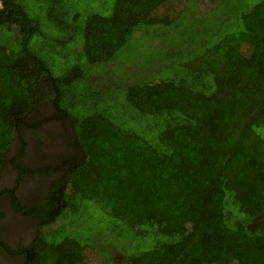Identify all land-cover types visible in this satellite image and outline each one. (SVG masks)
Instances as JSON below:
<instances>
[{
	"label": "trees",
	"instance_id": "obj_1",
	"mask_svg": "<svg viewBox=\"0 0 264 264\" xmlns=\"http://www.w3.org/2000/svg\"><path fill=\"white\" fill-rule=\"evenodd\" d=\"M148 27L153 76L92 72ZM16 136L17 186L43 178L32 208L0 193L40 223L0 246L22 264H264V0H0L4 168Z\"/></svg>",
	"mask_w": 264,
	"mask_h": 264
},
{
	"label": "rangeland",
	"instance_id": "obj_2",
	"mask_svg": "<svg viewBox=\"0 0 264 264\" xmlns=\"http://www.w3.org/2000/svg\"><path fill=\"white\" fill-rule=\"evenodd\" d=\"M244 3H248V1H245ZM234 5H237V7L235 8H240V3L239 4L234 3ZM231 19L234 20L235 16H232ZM194 27L195 26L190 24L187 20H182L181 24H179L177 28L179 30L177 36H182V37L192 36ZM200 29L204 31L202 27H199L198 32ZM161 32L162 34L160 35V33H157L155 32V30H153V27L152 28L148 27L141 34L139 35L136 34L135 36L133 35V37L126 46L116 51L112 56V58H110L104 64H100L96 67H93L92 72L94 74L97 73L99 75L115 76V77L116 75L118 77H124L125 74H131V75L138 74L137 78H141L143 75L145 76L146 73H150L153 76V67L156 66L153 65L156 63L157 60H159V58L164 59L165 51L172 40L168 35L169 30L167 28L163 29V31ZM175 38L176 37L174 36V39ZM176 40L178 39L176 38ZM31 141L33 144H36L35 142H37L38 140L36 141L31 140ZM5 173L6 170L4 166H0V179L5 177ZM16 181L18 180L16 179ZM16 181L14 183L7 184L6 187L0 189V193L4 192L5 190H9V191L15 190L16 193H18L19 197L27 205L25 194L20 190V187L17 186ZM38 182L39 180H36L35 184ZM28 201L32 204V206H35L38 203V199L36 200L31 196ZM6 204L9 206V209L11 210H7L9 212L6 213L5 211H3L2 207L0 208V232L2 233V236L0 235L1 236L0 244L8 243L11 249L14 251L18 249L20 250L22 248L24 249L27 247V241H25L24 237L17 235L15 228L18 225L17 218H22L23 216L26 217V215L24 213H21V211L15 212L11 204L8 203ZM80 208L81 209L85 208L86 210H91V209L94 210V204L90 202L88 203L83 202L81 203ZM28 218L31 219V217ZM85 219L82 220L84 222H82L81 227H77L76 231L74 232L71 231V233L69 231L70 230L69 225L72 221L69 220L60 221L61 226L65 227L63 233L71 238H73V235L77 236L78 238L90 237L92 227L89 226L90 220H85ZM100 221H105V220L102 219V217H99L97 221H92V223L93 225H96V223ZM20 222L24 223V221H20ZM102 226H104V224L101 225V227ZM39 229H40V223H38L37 226H35L32 229L31 232L32 240L39 234L40 232ZM14 239L16 240L15 244L10 245V242H13ZM85 254H86V261L88 263L100 264L101 262L100 254L95 253L91 249L86 250ZM0 256L2 257L0 261H7V263L15 262V259H13L14 257L11 258L9 255L4 254L1 249H0ZM114 258L116 260H119L120 256L116 254Z\"/></svg>",
	"mask_w": 264,
	"mask_h": 264
},
{
	"label": "flooded vegetation",
	"instance_id": "obj_3",
	"mask_svg": "<svg viewBox=\"0 0 264 264\" xmlns=\"http://www.w3.org/2000/svg\"><path fill=\"white\" fill-rule=\"evenodd\" d=\"M25 137H27V136H25ZM31 142L32 141L29 138H27V143H28V148L26 151V160L27 161L29 160L28 157H30L31 152H32V151H29V148L31 147ZM18 143H19L18 136H16L15 143L13 144L11 152L9 153L8 158L5 162L6 163V165H5L6 173H5V177L0 179V189H3L4 187H6L7 184L14 183L18 177L19 173H18L17 169L10 162L11 158L13 156L15 157L18 154V151H17V149L19 148ZM42 179H43L42 177H33V178L27 177L21 183L20 190L24 194L32 191V193H30V196L37 200V199H39V197H38L39 195L36 192L37 190H35L36 188H33L34 187L33 184H35V180H39V182H38V185H39V183H41ZM42 190H43V187H42ZM11 191H13V190H11ZM26 202H27V206L29 208H31L32 204L29 201H26ZM6 203L10 204L9 202L6 201V199H4V200L0 199V208L2 207L3 211L8 213L9 211H7V210H11V209H9V206ZM17 212H19V211H17ZM261 218H262V220H264V212L261 214ZM17 221H18L17 222L18 225L15 228L16 233H17V235L25 238V241H27V246H28L31 243V241L34 240V239L32 240L31 232H32V229L35 226H37L38 222L34 217L30 219L27 217V215H26V217L23 216L22 218H17ZM20 221H24V223L20 222ZM14 233H15V231H14ZM0 235L2 236L1 232H0ZM15 242H16V240L14 239L13 242H10V245L15 244ZM0 246H1V244H0ZM0 249H1V247H0ZM18 250H15V251H18ZM24 251L27 252L26 249ZM13 252H14V250H13ZM9 256L11 258H13L12 254H9ZM24 256L25 255L23 254L21 256L14 257L13 258V259H15L14 263H9V262L7 263V261H0V264H19V262H20V264H22L23 260L25 259ZM1 258L2 257L0 256V260H1Z\"/></svg>",
	"mask_w": 264,
	"mask_h": 264
}]
</instances>
